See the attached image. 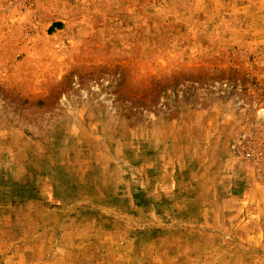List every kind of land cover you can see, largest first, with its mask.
I'll return each mask as SVG.
<instances>
[{"label": "rangeland", "instance_id": "rangeland-1", "mask_svg": "<svg viewBox=\"0 0 264 264\" xmlns=\"http://www.w3.org/2000/svg\"><path fill=\"white\" fill-rule=\"evenodd\" d=\"M0 264H264V0H0Z\"/></svg>", "mask_w": 264, "mask_h": 264}]
</instances>
